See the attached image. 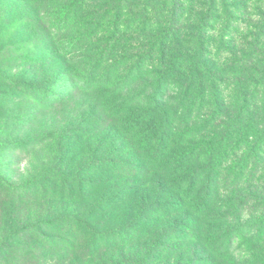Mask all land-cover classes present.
I'll use <instances>...</instances> for the list:
<instances>
[{
  "label": "rangeland",
  "instance_id": "rangeland-1",
  "mask_svg": "<svg viewBox=\"0 0 264 264\" xmlns=\"http://www.w3.org/2000/svg\"><path fill=\"white\" fill-rule=\"evenodd\" d=\"M72 1H78V5L66 17ZM43 31L52 34L50 46L43 44ZM49 52L56 55L50 56ZM111 66L116 75L108 87L124 83L121 91L103 95L95 90H77L66 96L64 72L70 71L78 79L87 78L94 69L89 78L95 83ZM168 70L171 76L162 93L157 81ZM191 72L190 76L197 77L194 82L186 78ZM128 74L131 81L127 82L123 78ZM263 77L264 0H0V140L13 141L10 148H0V175L14 185L42 178L46 180L47 193L42 196L39 191L35 198L14 196L17 198L12 203L8 202L11 190L0 194V248L10 238L7 259L0 264H11L18 255H22L21 261L34 264L42 257L49 258V251L61 256L66 249L64 239L56 226H47L45 220L59 216L86 218L102 195L113 198L114 208L109 205L103 213L96 211L87 218L88 225L100 231L127 223L138 213L144 197L153 200L154 188L128 190L125 181L134 177L128 176L124 167L107 170L97 163H107V159L112 163L121 160L119 157L129 159L140 153V136L148 137L158 127L152 102L155 95L160 96L156 100L158 107L176 111L173 134L182 135L186 145L196 146V155H202L201 164L209 160L216 141L223 144L221 150L227 143L229 165L237 162L246 145L257 141L255 131H264V85L259 83ZM11 79L30 85L55 81L49 93L64 99L52 109L28 117L26 124L18 123L17 113L13 112L17 104H12L18 92ZM76 86L80 88V83ZM125 101L130 106L124 105ZM215 101L221 102V110ZM24 108L27 113L29 106ZM109 109L123 111L116 122L108 125L110 121L106 123L103 117H108ZM147 109L151 110L146 122L135 124L130 131L127 127L131 128L133 115ZM235 119L236 129L230 131L231 136L225 135V127ZM245 133L244 138H250L245 140V147L239 146ZM36 138H42L40 146L30 147L24 154L17 148L13 150ZM259 144L263 171L253 177V183L226 189L218 198H231L232 190L247 197L264 189V140ZM228 166L222 168V174H226ZM76 176L102 182L96 188L83 185L80 190ZM65 183L70 191L65 189ZM167 184L168 181L165 187ZM51 185L54 195L50 194ZM235 206L231 202L222 212ZM173 218L176 223L177 218ZM261 219L264 220V204L249 201L231 216L229 224L245 234V224L255 226ZM23 225L33 230L24 237L13 236ZM78 233L67 264H118L125 258L143 259L145 248L153 241L132 238L111 250L85 256L78 250L91 236L83 228ZM169 243L179 245L181 251L186 246H207L206 238L198 242L191 236L181 241L172 238ZM259 248L251 260L239 237L227 259H218L216 264H264V235ZM195 255L162 253L151 264L179 260L182 264L202 263V257L194 258Z\"/></svg>",
  "mask_w": 264,
  "mask_h": 264
},
{
  "label": "trees",
  "instance_id": "trees-1",
  "mask_svg": "<svg viewBox=\"0 0 264 264\" xmlns=\"http://www.w3.org/2000/svg\"><path fill=\"white\" fill-rule=\"evenodd\" d=\"M78 5V1H72L70 3L69 9L66 13L75 10ZM45 46H50L51 42L54 40L52 34L48 31H43ZM163 40V39H162ZM149 47V46H148ZM51 48V47H50ZM200 53V52H199ZM50 56H55V53L49 52ZM98 59L96 60L95 66L98 64ZM111 66L101 73L95 83H93L89 78L91 76L92 69L87 73V78L82 76L78 79L72 76V73L68 71L64 72V79L68 83L66 89L67 95L72 94L75 91L91 92L95 90L100 92V94H106L109 92L113 94L114 91L118 92L125 88L124 83H119L117 85L108 87L112 78L116 75V69ZM193 72L187 76V80L194 82L196 78L192 75ZM96 74V71L93 75ZM171 76L170 71H166L162 74V77L158 78L157 86L158 90L164 91V87L167 79L169 80ZM124 80L131 81V74H128ZM13 87L17 90L18 95L13 99L12 104H17V108L13 109V112L17 113L18 123L26 124L30 121V118L34 115L52 109L57 103L63 101L64 97H57L59 95L50 94V90L54 87L57 82L45 83V85H30L20 82L18 79L10 80ZM80 83V88L76 85ZM259 83L264 85V77L259 81ZM59 86V85H58ZM264 89V86H263ZM22 94V95H21ZM107 96V95H105ZM158 97V98H157ZM21 98H24L23 100ZM19 99V101H17ZM160 99V96H153L152 102L154 106L156 117V123L158 124L157 130L150 133L149 136H140L138 148L140 153L135 154L129 158H121V160L114 161L112 163L98 162L97 164L107 168V170H119L124 167L125 173L128 176L134 177L129 178L125 181V186L128 184V190L134 191L142 189L145 187L154 188L153 200H148L147 197L143 198V202L139 204L138 213L132 217L127 223L115 226L107 231H100L96 227H91L88 225L87 218L92 217L95 212H104L106 208L111 205L114 208L113 198H103V195L99 198L98 203L93 207V209L88 212L87 217L83 219H78L75 217H63L59 216L52 220H45V224L56 230H59V234L64 239L63 248L61 251V256L56 252L49 251V258L42 257L37 264H67L69 259V254L75 247V241L80 235V228L83 231L90 234V241L84 245V247L79 248L78 253L80 255L90 256L95 253L98 254L101 250H111L117 245V243L124 244L127 241L133 240H153L151 245L146 247V253L143 259H138L136 257H130L122 259L118 264H151L153 260H156V256H160L164 253L165 256L168 255H186L190 253L195 255L194 258L202 257L201 261L204 264H216V261L227 259L229 252L232 250V244L237 238H241L242 247L247 250L248 254L253 259V255L258 253V249L261 243L262 236L264 235V220L257 222L258 225L245 224L244 227L247 229V233H240L237 227L229 224V219L231 216L236 215L249 201H255L264 204V189L257 192L258 195H248L247 197H240L234 190L236 187L241 185L251 184L254 182V176L262 172L263 169L259 165L260 157V140H264V131H255V135L258 139L256 142L246 145V149L242 157L238 161H234L233 164L229 165V150L226 145H223L221 141H216L212 145L210 151L211 155L205 164H201L202 155H196V146L193 144H185L181 137L182 135H174L173 130L176 120L175 110H166L163 107H158L156 100ZM21 102H23L21 104ZM216 102V101H215ZM18 103L20 105H18ZM25 103V104H24ZM24 104V105H23ZM125 105L130 104L125 101ZM23 105V106H22ZM24 106H29V110L26 113ZM152 105H150L151 107ZM263 109L261 110L264 114V101L262 103ZM216 108L221 110V102H216ZM151 109L147 111L138 112L134 114L131 118V123L127 127L130 131H133L136 126H140L145 123L148 119ZM123 111H113L109 109L106 111L108 117H103L106 119L107 124H112L117 121V118L121 116ZM92 110L90 114L92 115ZM27 115V117H26ZM217 115V114H215ZM30 117L28 120L27 118ZM238 119V118H237ZM232 120L230 124L225 127L224 134L230 135V131L236 129L238 120ZM212 119H210L211 121ZM155 121V120H154ZM208 122V121H207ZM126 124V125H127ZM179 124L177 123V126ZM128 126V125H127ZM241 133V132H240ZM246 135L243 134L240 137L239 146H243L245 140L248 142V138H244ZM179 142H177V138ZM253 137V136H251ZM184 138V136H183ZM11 139L0 140V148L11 147L13 141ZM42 138L31 139V141L20 144L18 149L17 145L13 150L19 151V153H25L28 149L37 147L41 145ZM183 142V145H181ZM222 144V145H221ZM181 145V146H180ZM19 146V145H18ZM182 147V150L177 148ZM245 147V146H243ZM176 148V150H175ZM170 154L167 158L165 155ZM234 154H231V156ZM264 155V154H263ZM255 159L254 163L251 160ZM236 162V163H235ZM229 165V166H228ZM228 166L226 174H222V168ZM135 170V171H134ZM206 176V179L204 178ZM74 180L79 185V189L82 190L83 185L90 188H96L98 184L102 182L100 179L93 180H83L79 176L74 177ZM168 181L167 187L165 183ZM46 180L35 179L28 181L23 184L14 185L9 183L3 176L0 175V194H3L6 190H11L12 194L8 202H14L17 197L14 196H24L25 198L31 196L35 198L37 193L44 196ZM66 184L65 189L70 191V186ZM124 184V183H123ZM149 185V186H148ZM151 185V186H150ZM144 189V190H145ZM226 189H233L230 196L226 199L218 198L220 193L224 192ZM239 192V189H237ZM63 191H61V194ZM47 194V193H46ZM50 194L54 195L55 191L51 185ZM82 194V193H81ZM112 199V200H111ZM34 200V199H33ZM231 202H235L236 206L231 210H226L223 208L226 205H231ZM176 217V223H173ZM172 217V220H171ZM263 221V222H262ZM164 222L167 223L166 226L162 225ZM212 223V226L210 225ZM213 223H216L218 227H215ZM73 226L75 228L73 229ZM163 227L159 232L156 230L158 227ZM33 230L30 225H23L18 228L13 236L24 237L27 232ZM53 230V229H50ZM193 237L196 241L201 242L202 239L206 238L207 246L203 248L201 244L193 248L186 246V250H182V247L175 245L174 243H169L172 238L181 241L186 237ZM10 238L5 240L2 244L3 248H0V261L3 262L4 258L7 259L8 241ZM60 250V249H59ZM188 251V252H187ZM20 251H15V254H19ZM59 252V251H58ZM82 253V254H81ZM87 254V255H86ZM202 255V256H199ZM22 255H18V258L13 260L11 264H34L30 263L29 260H22ZM58 256V257H57ZM28 258V257H26ZM255 258V257H254ZM19 260L21 262H19ZM16 262V263H15ZM54 262V263H53ZM251 262V261H250ZM168 263V262H167ZM193 263V264H202ZM172 264H182L179 261H174ZM251 264V263H250Z\"/></svg>",
  "mask_w": 264,
  "mask_h": 264
}]
</instances>
